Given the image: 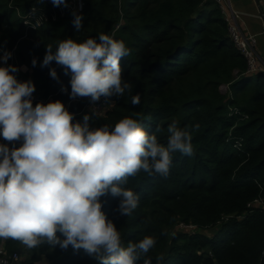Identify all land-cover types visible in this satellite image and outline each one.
Listing matches in <instances>:
<instances>
[{
    "label": "trees",
    "instance_id": "16d2710c",
    "mask_svg": "<svg viewBox=\"0 0 264 264\" xmlns=\"http://www.w3.org/2000/svg\"><path fill=\"white\" fill-rule=\"evenodd\" d=\"M84 3L77 13L83 18L77 32L74 14L67 10L62 16L51 0H0V47H15L14 66L28 68L15 75L33 82V106L59 100L76 121L88 114L97 127H111L128 116L164 145L173 121L178 127L200 125L192 134L193 154H172L166 177L140 171L123 185L139 196L130 216L116 211L119 198H101V210L115 224L124 246L154 237L156 244L146 254L152 264H264V70L245 74L247 61L228 36L220 6L214 0ZM36 14L48 20L28 29L24 21H33ZM100 33L131 50L120 63L132 89L107 99L111 107L96 115L85 108L92 105L89 98L70 99L61 92L62 85L70 91V75L55 61L44 67L41 61L48 45L55 51L58 41L83 42ZM50 68L59 81L50 77ZM222 85L226 93H221ZM136 94L140 103L133 106L131 96ZM257 199L261 206L254 205ZM180 223L196 230L181 231ZM4 245L8 252L27 253L20 264H36L41 258L49 264H98L83 249H29L12 239Z\"/></svg>",
    "mask_w": 264,
    "mask_h": 264
},
{
    "label": "clouds",
    "instance_id": "9594fccd",
    "mask_svg": "<svg viewBox=\"0 0 264 264\" xmlns=\"http://www.w3.org/2000/svg\"><path fill=\"white\" fill-rule=\"evenodd\" d=\"M51 3L67 7L66 0ZM82 19L74 13L77 32ZM130 52L123 41L104 33L83 42L67 38L57 42L55 51L46 46L41 67L55 61L70 75V91L62 85L61 92L95 103L131 92L120 63ZM11 55L6 50L0 55V138L11 142V147L0 143V239L19 241L29 249H83L98 264H138L142 256L143 264H152L146 254L155 238L144 236L124 246L115 224L101 210V198H119L116 211L130 216L139 196L123 185L140 171L166 177L172 154H193L192 134L199 123L189 128L173 121L164 145L128 116L111 127H97L88 114L76 121L59 100L33 106L35 86L16 78L19 69L7 64ZM31 64L36 66V58ZM49 75L59 81L54 68ZM139 103V94L131 96L133 106Z\"/></svg>",
    "mask_w": 264,
    "mask_h": 264
},
{
    "label": "built area",
    "instance_id": "2783aa9c",
    "mask_svg": "<svg viewBox=\"0 0 264 264\" xmlns=\"http://www.w3.org/2000/svg\"><path fill=\"white\" fill-rule=\"evenodd\" d=\"M222 9V13H225L226 9V2L225 0H214ZM67 7L64 6H58L57 9L60 12V14L63 16L69 10L68 13L71 14H77L81 12L84 8V0H66ZM32 17V14L30 15ZM56 15H52V20H55ZM47 21L48 17L46 16L44 18L43 15L36 14L33 17V21H31L29 18L24 21V24L27 25V28L35 29L36 27L41 26L42 22ZM226 22L228 24V36L230 37L231 41L234 43L235 47L238 49V51L241 53V55L246 59L248 64V69L245 74H255L259 71L264 70V63L262 60H260L257 49H256V37L253 34H249L244 32L235 21H229L226 19ZM264 32V31H263ZM3 49L0 47V55H3ZM11 58L7 61V64L14 65L17 63L16 55H15V47L12 48ZM19 69L23 72L27 71L28 68L24 65L19 66ZM227 88V86L222 85V88ZM32 100L33 103L37 100V97L35 94H32ZM68 106V105H67ZM90 107V108H89ZM111 107V103H108L107 100L104 97H101V99L95 103H92L91 106L85 107L86 109H90L92 114L96 115H102L105 111H107ZM5 141L0 138V143H4ZM9 146L11 147V142H8ZM16 146L19 147V142H16ZM255 206H261L262 200L257 199L253 201ZM178 229L181 231H195L196 226L192 224H185L180 223L178 224ZM19 259V253L18 252H8L4 245V240L1 239L0 241V264H18Z\"/></svg>",
    "mask_w": 264,
    "mask_h": 264
},
{
    "label": "crops",
    "instance_id": "0c3cea01",
    "mask_svg": "<svg viewBox=\"0 0 264 264\" xmlns=\"http://www.w3.org/2000/svg\"><path fill=\"white\" fill-rule=\"evenodd\" d=\"M224 18L235 21L246 33L256 37V47L264 61V0H225ZM258 38V39H257ZM264 63V62H263Z\"/></svg>",
    "mask_w": 264,
    "mask_h": 264
},
{
    "label": "rangeland",
    "instance_id": "374dc122",
    "mask_svg": "<svg viewBox=\"0 0 264 264\" xmlns=\"http://www.w3.org/2000/svg\"><path fill=\"white\" fill-rule=\"evenodd\" d=\"M256 47H258V49L261 50L260 44H257ZM257 53H258V56H259L260 60H262V57L259 54L258 50H257ZM220 91H221V93H226L228 91V89L223 87L222 90L220 89ZM4 143L8 144V141H5ZM212 232H214V230ZM26 254H27L26 252H21L17 263H20L24 259H26L27 258V255ZM36 264H49V263H48V260L47 259L41 258L38 262H36Z\"/></svg>",
    "mask_w": 264,
    "mask_h": 264
}]
</instances>
